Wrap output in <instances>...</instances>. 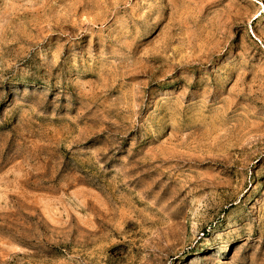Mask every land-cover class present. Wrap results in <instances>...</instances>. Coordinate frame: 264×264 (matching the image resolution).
Here are the masks:
<instances>
[{"label": "rangeland", "instance_id": "rangeland-1", "mask_svg": "<svg viewBox=\"0 0 264 264\" xmlns=\"http://www.w3.org/2000/svg\"><path fill=\"white\" fill-rule=\"evenodd\" d=\"M0 264H264V0H0Z\"/></svg>", "mask_w": 264, "mask_h": 264}]
</instances>
